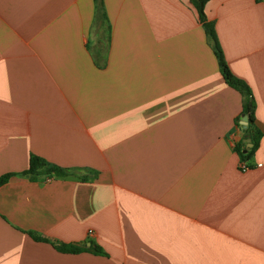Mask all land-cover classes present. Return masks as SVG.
Masks as SVG:
<instances>
[{"label": "crops", "instance_id": "1", "mask_svg": "<svg viewBox=\"0 0 264 264\" xmlns=\"http://www.w3.org/2000/svg\"><path fill=\"white\" fill-rule=\"evenodd\" d=\"M204 14L253 95L246 171L188 0H0V264H264V0ZM32 155L69 173L31 178Z\"/></svg>", "mask_w": 264, "mask_h": 264}, {"label": "trees", "instance_id": "2", "mask_svg": "<svg viewBox=\"0 0 264 264\" xmlns=\"http://www.w3.org/2000/svg\"><path fill=\"white\" fill-rule=\"evenodd\" d=\"M190 4L196 10L198 21L202 24L206 35L210 41V44L214 50V54L218 60V66L220 69V73L225 81V83L230 86L231 88L235 89L239 92V94L243 98V106L241 116L246 117V126L243 128L241 127V141L234 145V150L237 153L241 163H247L250 157L252 156L253 152L255 151L258 141L261 137V133L257 129L256 126V119L254 115L255 103L253 99V95L249 86L240 78L236 77L230 71L226 61L224 60L222 51L217 41V37L214 30L213 22H210L206 19L204 14V6L210 0H188ZM96 9L98 11H102V0H94ZM104 16L102 12V17ZM238 125V124H237ZM248 137L251 140V148L244 153V143L243 140ZM247 166V164H246ZM69 172L66 169H61L59 167H55L49 165L44 159L38 156H30L29 165L24 174L29 175L31 178H35L39 174H54L56 176H63L67 175ZM12 176L11 174H6L0 177V185L4 184L7 179ZM39 241H44L41 238H35ZM55 249L62 253H70V254H77L79 252L84 251L85 249L91 250L95 253H101V250L98 246L91 245L90 247L83 248L78 247L77 245H55Z\"/></svg>", "mask_w": 264, "mask_h": 264}, {"label": "water", "instance_id": "3", "mask_svg": "<svg viewBox=\"0 0 264 264\" xmlns=\"http://www.w3.org/2000/svg\"><path fill=\"white\" fill-rule=\"evenodd\" d=\"M246 121H247L246 117H243L242 122H241V125L243 128L246 126ZM244 142L246 143V147H245L243 152L246 153L251 147V140H250V138L246 137L244 139Z\"/></svg>", "mask_w": 264, "mask_h": 264}, {"label": "built area", "instance_id": "4", "mask_svg": "<svg viewBox=\"0 0 264 264\" xmlns=\"http://www.w3.org/2000/svg\"><path fill=\"white\" fill-rule=\"evenodd\" d=\"M241 122L239 123V127H241ZM248 169V166H246L245 163H240V170L241 171H246Z\"/></svg>", "mask_w": 264, "mask_h": 264}]
</instances>
